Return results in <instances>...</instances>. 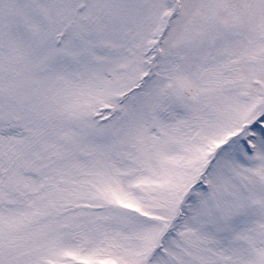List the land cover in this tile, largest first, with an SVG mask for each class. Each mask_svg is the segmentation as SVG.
Instances as JSON below:
<instances>
[{"label":"rangeland","instance_id":"1","mask_svg":"<svg viewBox=\"0 0 264 264\" xmlns=\"http://www.w3.org/2000/svg\"><path fill=\"white\" fill-rule=\"evenodd\" d=\"M263 119L264 0H0V264H264Z\"/></svg>","mask_w":264,"mask_h":264}]
</instances>
